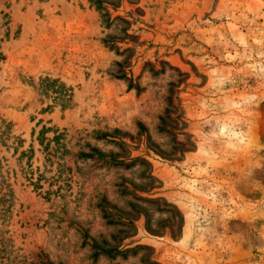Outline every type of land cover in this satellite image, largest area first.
<instances>
[{
    "label": "rangeland",
    "instance_id": "374dc122",
    "mask_svg": "<svg viewBox=\"0 0 264 264\" xmlns=\"http://www.w3.org/2000/svg\"><path fill=\"white\" fill-rule=\"evenodd\" d=\"M97 1L0 0V264H264V0Z\"/></svg>",
    "mask_w": 264,
    "mask_h": 264
},
{
    "label": "trees",
    "instance_id": "16d2710c",
    "mask_svg": "<svg viewBox=\"0 0 264 264\" xmlns=\"http://www.w3.org/2000/svg\"><path fill=\"white\" fill-rule=\"evenodd\" d=\"M97 1V0H96ZM102 8H104L103 6H100V3L97 1L96 2V9H102ZM102 42H104V43H106L107 42V40H102ZM117 77H123V73H120ZM130 84H128V86H129Z\"/></svg>",
    "mask_w": 264,
    "mask_h": 264
}]
</instances>
